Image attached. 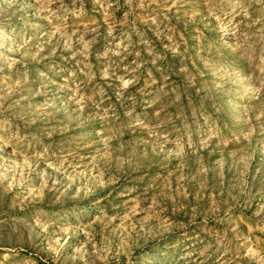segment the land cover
<instances>
[{"label": "rangeland", "instance_id": "rangeland-1", "mask_svg": "<svg viewBox=\"0 0 264 264\" xmlns=\"http://www.w3.org/2000/svg\"><path fill=\"white\" fill-rule=\"evenodd\" d=\"M0 264H264V0H0Z\"/></svg>", "mask_w": 264, "mask_h": 264}]
</instances>
